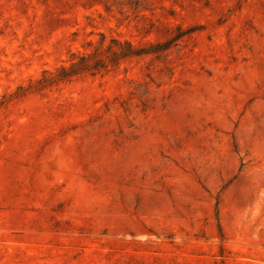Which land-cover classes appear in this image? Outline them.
Here are the masks:
<instances>
[{"label": "rangeland", "instance_id": "rangeland-1", "mask_svg": "<svg viewBox=\"0 0 264 264\" xmlns=\"http://www.w3.org/2000/svg\"><path fill=\"white\" fill-rule=\"evenodd\" d=\"M0 264H264V0H0Z\"/></svg>", "mask_w": 264, "mask_h": 264}, {"label": "trees", "instance_id": "trees-1", "mask_svg": "<svg viewBox=\"0 0 264 264\" xmlns=\"http://www.w3.org/2000/svg\"><path fill=\"white\" fill-rule=\"evenodd\" d=\"M128 44V43H127ZM129 47H132L129 43ZM80 55V60H81V64L83 66H87L88 65V57H90V55H87V54H79ZM77 67V65L75 64H72L71 65V69H75ZM69 68H66V67H62V70H67L68 71Z\"/></svg>", "mask_w": 264, "mask_h": 264}]
</instances>
